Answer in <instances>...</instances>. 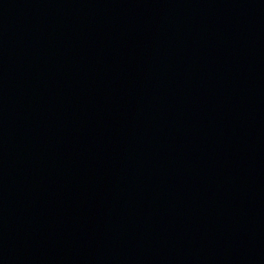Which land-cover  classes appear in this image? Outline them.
Returning a JSON list of instances; mask_svg holds the SVG:
<instances>
[{
  "label": "water",
  "instance_id": "obj_1",
  "mask_svg": "<svg viewBox=\"0 0 264 264\" xmlns=\"http://www.w3.org/2000/svg\"><path fill=\"white\" fill-rule=\"evenodd\" d=\"M0 264H264V0H0Z\"/></svg>",
  "mask_w": 264,
  "mask_h": 264
}]
</instances>
